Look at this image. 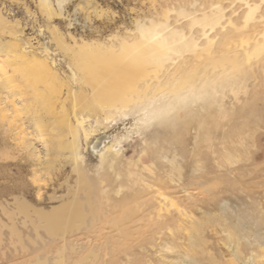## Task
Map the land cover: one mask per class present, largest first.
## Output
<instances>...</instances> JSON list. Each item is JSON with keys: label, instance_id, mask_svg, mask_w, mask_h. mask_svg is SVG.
Instances as JSON below:
<instances>
[{"label": "rangeland", "instance_id": "374dc122", "mask_svg": "<svg viewBox=\"0 0 264 264\" xmlns=\"http://www.w3.org/2000/svg\"><path fill=\"white\" fill-rule=\"evenodd\" d=\"M175 1L49 0L50 16L41 0H0L1 15L18 24L24 53L36 55L60 74L55 83L61 89L56 114L67 112L74 126V115L83 113L88 120L85 128L97 130L87 143L80 129L79 156L84 172L104 177L103 185L110 189L103 195L110 198L95 205L94 213L105 222V229L94 234L98 238L92 246L83 240L91 229L68 231L66 244L62 232L53 238L44 228H36L34 209L49 213L73 199L68 194L77 186L74 162L69 148L57 145L71 143L73 136L55 132L53 149L60 155L51 153L48 169L41 168L18 147L21 138L34 131L28 116L15 114L18 98L13 105L12 100L1 104L0 118L6 119H0V264H264V43L253 45L256 51L243 60V68L229 54H220L218 44L187 53L189 59L164 85L166 89L183 90L211 71L232 78L214 80V88L205 89L209 97L184 96L188 101L168 114L172 119L165 115L149 123L139 121L143 114L116 110L110 104L84 113L69 95L71 88L84 93L89 89L72 79L68 49L85 42L118 45L140 36L139 25L153 20L185 26L184 21L175 23ZM4 32L0 31L4 42L15 41ZM148 67L154 70L156 65ZM149 90L136 85L122 100H133V105ZM48 116L45 122L50 125ZM104 144L117 146L120 155L102 168L97 151ZM98 196L102 198L101 193ZM23 201L30 206L29 218L19 208ZM128 219L134 220L130 226ZM77 238L83 251H73Z\"/></svg>", "mask_w": 264, "mask_h": 264}, {"label": "bare ground", "instance_id": "6f19581e", "mask_svg": "<svg viewBox=\"0 0 264 264\" xmlns=\"http://www.w3.org/2000/svg\"><path fill=\"white\" fill-rule=\"evenodd\" d=\"M174 3H176V7L173 10L177 14L175 23L178 22L180 24L181 21H184L186 22L185 26L183 24L174 26V23H170L169 20L163 22L153 20L149 25H139L140 36L131 40H122L118 45L114 42L112 44L85 42L83 44L76 43V48L74 47L75 49L73 50L72 48L68 49L72 53L68 65L72 73V79L80 84L81 82L85 83L84 87L89 89V93H84L83 90L75 92L73 88L70 89L69 95H71L75 107L80 104L79 109L82 112L91 113L96 112V108H98L96 106L103 107V105L110 104L116 110L128 109L134 114L138 112L140 115L143 114L139 121L140 119L142 121H153L154 119L162 118V116L176 112L177 108H180L179 103L183 104V101H188L183 100L184 96L188 94L192 98L207 96L209 92H205V89L208 86L213 89L214 80L220 79L222 81L232 78L222 76L216 71H211L195 79L193 83L183 90L179 88V90L173 92L166 89L164 85L169 80H172L171 78L175 79L181 65L189 59L187 53L197 50L200 46L212 47L218 44V52L220 54L226 56L229 54L231 58L238 62L239 68H243V60L264 43V12L261 10L264 0H176ZM41 6L47 11L48 15H52L49 0H41ZM167 9L166 13L169 12ZM5 19L0 13V31H7L12 37H15V41L12 39L4 42L6 38L2 40L0 37V106L1 104H8V100H12L13 105L14 98H18L19 101L16 103L20 105V108H16L13 105L15 114L23 113L28 116L29 121H27L34 127V131L31 134L22 137L19 143L16 142L21 149L19 150L34 159L37 166L48 169L50 165L48 158H50L51 153L55 152V155H60V150L56 152L53 149L54 141L52 138L54 139L55 132L61 135L69 133L73 136L71 143L64 142V145L59 143V141L57 143L59 148L63 146L69 148L68 155L74 162L73 171L77 174V186L76 190L70 187L68 194L73 199L67 203L65 202L60 207L54 208L49 213L34 209V214L39 221L36 228H44L53 238L62 232L61 238L66 244L65 236L68 231L91 229L86 232L87 235L83 239L87 241L86 243L90 247L98 238V235L94 234L105 229V222L101 221V218L94 213L95 205L98 202L100 203V200H104V198L107 200L110 198L103 196L105 193L108 194L110 189L109 186L105 187L103 185V176L102 179L101 177H98L99 179L92 178L84 172L82 168L84 159L83 156H79L78 135L82 128L88 143L89 138L97 130L85 128L88 120L83 113L82 116L74 115L77 123L74 126L67 112L56 114L55 102L59 99L58 96L61 89L55 83L59 80L60 74L50 69L48 63L49 67L43 60H38L33 53V55L29 54L30 56L26 55L21 47L22 45L18 42V24L12 25L10 24L11 22L8 23ZM254 44L256 48H254ZM60 45H63V42ZM63 47L65 46L63 45ZM201 54H204V52ZM240 62L242 63L240 64ZM53 63L56 64V62ZM152 64L156 65V70L148 67ZM203 67L207 68V65ZM151 71L155 72L154 76L150 74ZM139 78L143 80L141 86L134 84L137 79L141 82ZM136 85L138 89L151 90L149 92L145 91L147 94L144 95V98L139 97L142 100H138L133 105V100H122L125 93L132 91ZM31 100H34L36 104L28 105ZM0 111L2 112V110ZM42 112L50 116V125L48 121V124H46V115L43 116ZM113 113H115L114 110ZM121 114H125V112ZM166 118L163 121L167 122ZM170 118L172 119V116ZM0 119L2 121L4 119L3 116ZM105 119L108 120L109 117ZM96 123L100 125V118L96 119ZM29 135L32 139L27 138ZM103 148V150L97 151L102 168L107 163L115 162L120 155V150L114 144H104ZM94 150L96 152L97 149L95 148ZM105 181L107 180L105 179ZM101 188H103V191ZM99 193L102 194V198L98 196ZM80 195H84L83 200L80 199ZM164 198L163 201H165ZM21 203H19V208L29 218L31 213L29 212V204H23L24 201ZM162 203L164 204V202ZM110 207L109 209H111ZM87 211L90 212L89 215H87ZM161 219L163 218H160L159 221ZM111 221L109 220V222ZM133 221L128 219V226L131 223L133 224ZM138 223L140 225V222ZM137 227L136 225L135 228L137 229ZM79 240L77 238L72 241L73 251H77V249L84 250L83 245L79 244ZM65 249L66 247L62 251L63 254L66 251ZM94 251V249L91 250L92 254Z\"/></svg>", "mask_w": 264, "mask_h": 264}]
</instances>
